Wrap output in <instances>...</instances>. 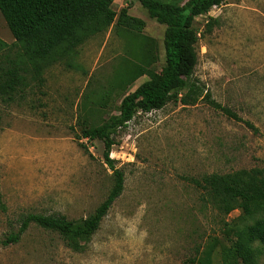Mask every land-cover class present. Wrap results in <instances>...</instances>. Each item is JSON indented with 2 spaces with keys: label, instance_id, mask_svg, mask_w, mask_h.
<instances>
[{
  "label": "rangeland",
  "instance_id": "rangeland-1",
  "mask_svg": "<svg viewBox=\"0 0 264 264\" xmlns=\"http://www.w3.org/2000/svg\"><path fill=\"white\" fill-rule=\"evenodd\" d=\"M111 7H127L144 26L131 34L113 22L70 59L45 67L42 83L30 81L10 99L0 95V240L28 213L85 218L112 185L103 142L77 135L86 123L116 114L120 99L148 79L143 74L128 87H110L128 63V69L136 63L161 70L165 25L138 0H114ZM194 28L193 78L239 119L202 97L137 112L114 133L110 151L124 173L123 190L89 241L81 242L84 248L75 251L57 233L30 223L19 241L0 244V264H184L200 244L222 264L235 232L264 216V205L249 216L240 209L221 216L191 182L212 172L264 167V0H223L197 16ZM135 38L139 46H128ZM19 54L0 14V69ZM256 264H264V252Z\"/></svg>",
  "mask_w": 264,
  "mask_h": 264
},
{
  "label": "trees",
  "instance_id": "trees-1",
  "mask_svg": "<svg viewBox=\"0 0 264 264\" xmlns=\"http://www.w3.org/2000/svg\"><path fill=\"white\" fill-rule=\"evenodd\" d=\"M113 1L0 0V14L20 48L19 60L7 69H0V95L10 99L15 93L22 94L30 81L42 83L44 78L41 73L45 67L70 59L81 44L103 32L113 22L116 27L131 34L132 30L144 26L142 19L128 14L127 7L114 11L111 7ZM138 2L150 18L165 25L164 65L159 72H154L136 63H132L134 68L128 69V63L119 79H116L117 85L110 87H128L143 74L148 79L120 99L116 114H110L98 123H86L80 137L77 135L79 139H99L103 142V160L112 170V185L106 197L93 213L77 220L68 219L61 213L25 214L20 218L18 229L0 240V244L16 243L29 224L34 223L57 233L71 249L82 250L84 246L81 242L89 241L123 190L124 173L114 165L110 151L115 144L114 133L124 127L137 112L160 109L169 101L191 105L202 97L213 108L239 119L228 107L212 99L209 93L203 94V88L193 78L198 61L195 18L206 14L212 6L220 5L223 0H185L181 4L161 0ZM209 20L215 21V18L210 17ZM139 39L140 51H143L145 41ZM134 40L128 46L138 47L137 38ZM92 112L93 109L90 110ZM191 182L201 191V199L221 216L228 215L234 209H240L244 215L249 216L257 207L264 205V167L226 173L212 172L191 178ZM263 252L264 216H259L235 232L232 246L222 250V264H256V256ZM184 264H214L213 253L201 250L200 244L184 260Z\"/></svg>",
  "mask_w": 264,
  "mask_h": 264
}]
</instances>
